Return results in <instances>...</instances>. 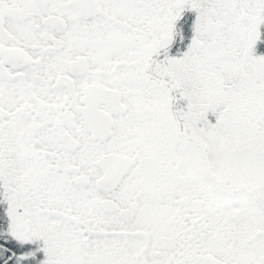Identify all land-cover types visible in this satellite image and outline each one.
Returning a JSON list of instances; mask_svg holds the SVG:
<instances>
[{"label": "snow or ice", "instance_id": "obj_1", "mask_svg": "<svg viewBox=\"0 0 264 264\" xmlns=\"http://www.w3.org/2000/svg\"><path fill=\"white\" fill-rule=\"evenodd\" d=\"M0 264H264V0H0Z\"/></svg>", "mask_w": 264, "mask_h": 264}]
</instances>
